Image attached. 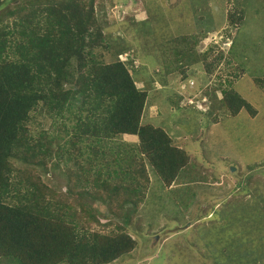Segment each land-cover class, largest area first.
Returning <instances> with one entry per match:
<instances>
[{"label": "trees", "instance_id": "16d2710c", "mask_svg": "<svg viewBox=\"0 0 264 264\" xmlns=\"http://www.w3.org/2000/svg\"><path fill=\"white\" fill-rule=\"evenodd\" d=\"M95 1L0 0V264H110L137 247L129 228L150 186L146 163L168 189L192 169L194 187L209 180L204 160L192 159L164 127L143 123L151 71L120 59L127 49L106 34ZM163 2L148 0L145 8ZM166 2L183 14L184 0ZM168 41L158 45L166 57L186 63L190 51ZM100 49L114 60L106 62ZM260 79L251 82L264 92ZM230 98L222 103L233 115L256 113L241 91ZM41 105L65 129L57 148L29 132ZM124 135L137 136V145L122 150L116 139ZM231 197L224 200L239 199Z\"/></svg>", "mask_w": 264, "mask_h": 264}, {"label": "rangeland", "instance_id": "374dc122", "mask_svg": "<svg viewBox=\"0 0 264 264\" xmlns=\"http://www.w3.org/2000/svg\"><path fill=\"white\" fill-rule=\"evenodd\" d=\"M147 2L96 0V16L113 44L126 47L120 59H132L134 67L145 63L151 71L143 123L164 127L192 159L204 160L209 180L194 187L199 181L189 179L198 169H192L190 177L181 172L168 189L146 163L150 186L129 228L137 247L110 264H264V92L251 82L252 75L264 78V0H184L183 14L175 15L157 5L146 11ZM168 40L188 44L186 63L166 57L162 46L170 45ZM231 49L245 57L238 61ZM97 52L106 62L114 60L108 51ZM260 82L264 88V79ZM238 91L256 113L244 109L233 115L227 104ZM199 93L208 100L199 101L203 108L191 104ZM28 126L32 137L47 135L41 138L51 139L55 148L67 138L59 140L65 129L42 105ZM116 141L123 150L137 145L138 138L124 135ZM230 196L239 199L224 200ZM102 217L103 222L111 218ZM234 255L241 256L236 263Z\"/></svg>", "mask_w": 264, "mask_h": 264}, {"label": "clouds", "instance_id": "9594fccd", "mask_svg": "<svg viewBox=\"0 0 264 264\" xmlns=\"http://www.w3.org/2000/svg\"><path fill=\"white\" fill-rule=\"evenodd\" d=\"M119 6V5H118ZM160 6H164V7H168V4H167V2H166V0H164V2L163 3H161V5ZM159 6V7H160ZM146 9V11H148L147 10V8H145ZM192 40L193 39H191L190 38V40H189V42L188 43H190V42H192ZM188 44H183V46H187ZM229 47H231V45H229ZM127 53V52H126ZM194 79V78H193ZM192 84H194V82H192ZM202 85H200V87H201ZM200 87H198V89L200 88ZM202 93V92H201ZM201 93H199L200 95L198 96V97H195L194 99V101H191V104H197L196 106H201V108H203L204 106L203 105H201V104H205V103H208V100L207 99H204L205 98V96H203V97H201ZM147 98H148V96H147ZM202 101V103L200 104L199 103V101ZM146 103H147V100H146ZM209 108V107H208ZM137 137V136H136ZM138 138V137H137ZM235 169V168H234ZM233 169V170H234ZM232 171V170H231Z\"/></svg>", "mask_w": 264, "mask_h": 264}]
</instances>
